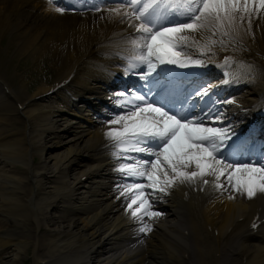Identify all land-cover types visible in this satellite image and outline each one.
<instances>
[{
    "label": "bare ground",
    "instance_id": "obj_1",
    "mask_svg": "<svg viewBox=\"0 0 264 264\" xmlns=\"http://www.w3.org/2000/svg\"><path fill=\"white\" fill-rule=\"evenodd\" d=\"M107 8L113 7L60 14L46 0H0V39L9 36L7 51L15 48L16 56L34 62L45 55L59 61L55 80L29 95L19 89L25 75L13 84L0 70V83L11 85L0 90V264H23L30 254L33 264H264V243L251 238L249 228L257 208L264 214V194L245 201L246 194L215 188L211 176L207 185L177 184L166 194L145 188L151 211L159 213L144 217L151 226L145 233L126 210L130 200L117 198L118 185L148 181L117 170L144 154L121 152L105 136L108 121L135 103L130 94L114 98L119 93L109 87L122 61L137 81H144L148 69L139 62L129 67L126 58L135 54L130 39L139 34ZM191 35L200 44L225 42L203 54L214 84L228 73L231 103L218 108L226 117L223 126L264 117V10L252 17L250 31L247 20L230 31L232 39ZM4 57L0 49V63ZM225 57L233 62L224 66ZM40 95L16 117L18 104ZM126 99L128 105L118 107ZM12 121L22 122L24 130L4 129ZM205 125L222 126L209 120ZM34 156L39 162H32ZM220 182L227 187L225 177Z\"/></svg>",
    "mask_w": 264,
    "mask_h": 264
},
{
    "label": "snow or ice",
    "instance_id": "obj_2",
    "mask_svg": "<svg viewBox=\"0 0 264 264\" xmlns=\"http://www.w3.org/2000/svg\"><path fill=\"white\" fill-rule=\"evenodd\" d=\"M116 7L107 8L109 16L119 17L121 23L139 35H133L130 43L136 55L134 60L146 65L148 71L141 74L147 81L143 86L149 93L158 90V97L184 94L187 101L193 96L211 99V83H190L186 87L175 85L172 80L162 83L159 74L152 77L157 65H177L181 68L203 66L204 61L193 59L185 49L195 46L201 54L211 52L212 46L219 43L226 47L223 39H209L200 44L192 33L210 32L221 37H229L247 20V29L252 27V17L264 10V0H112ZM79 0H48L49 5L59 4L55 12L63 14L72 10ZM105 0H95L92 5L97 11ZM214 54V53H213ZM232 58H224V66L231 64ZM130 68L136 67L130 64ZM149 77H152L149 79ZM126 93L121 92L123 97ZM135 101L126 114H117L108 121L109 130L105 136L114 142L121 152H137L144 158L135 164H122L117 170L129 177L146 178L147 184L118 185L119 196L130 200L127 211L141 223L139 232L151 230L144 223V217L158 216L151 211L152 204L144 189L167 193L177 184H209L205 177H214L213 186L217 189L232 190L246 194L249 199L257 193L264 194V155L256 160L240 162L233 157L242 148V143L233 140L235 132L229 123L224 125L225 114L215 105L231 101H213L203 115L185 110L183 103L174 110L153 99L148 102L146 95H133ZM126 99L118 107L127 106ZM160 104V106H157ZM221 124V127L206 126L205 120ZM119 125L118 127H111ZM239 138H237L238 140ZM232 141V143H228ZM226 146V147H225ZM223 149V151H222ZM192 169V170H189ZM221 177H225L226 185ZM135 190L132 192V190ZM131 192V195L129 193ZM234 197L229 196V199ZM139 207L133 209V205ZM255 226V225H254Z\"/></svg>",
    "mask_w": 264,
    "mask_h": 264
},
{
    "label": "rangeland",
    "instance_id": "obj_3",
    "mask_svg": "<svg viewBox=\"0 0 264 264\" xmlns=\"http://www.w3.org/2000/svg\"><path fill=\"white\" fill-rule=\"evenodd\" d=\"M9 42V37L5 39H1L0 41V49H5ZM13 47V45H12ZM15 48H13L8 54V61L4 64H0V69L3 71L6 77L14 78L16 74H23L25 75L26 80L29 83V91L32 93L34 89L39 86L43 81H48L47 77H49L47 73V57L46 55L43 59L39 60L38 62L32 61L30 58L16 56ZM16 73V74H15ZM20 130L22 127L19 125L16 126ZM32 162L37 163L39 162V158L34 156ZM44 231V229H42ZM32 254L28 255L27 258L22 260L23 264H33L31 261Z\"/></svg>",
    "mask_w": 264,
    "mask_h": 264
}]
</instances>
